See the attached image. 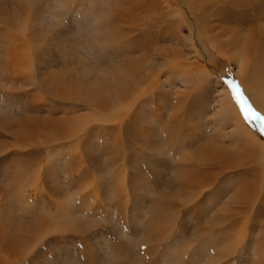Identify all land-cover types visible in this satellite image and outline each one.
<instances>
[{
  "label": "rangeland",
  "instance_id": "rangeland-1",
  "mask_svg": "<svg viewBox=\"0 0 264 264\" xmlns=\"http://www.w3.org/2000/svg\"><path fill=\"white\" fill-rule=\"evenodd\" d=\"M203 1L0 0V264H264V198L237 204L244 186L264 194V136L244 113L254 137L234 145L202 54L224 59L223 32L231 53L261 40L264 0ZM177 49L200 80L166 70ZM138 63L159 81L128 109L116 93ZM109 92L123 122L99 103Z\"/></svg>",
  "mask_w": 264,
  "mask_h": 264
},
{
  "label": "bare ground",
  "instance_id": "bare-ground-1",
  "mask_svg": "<svg viewBox=\"0 0 264 264\" xmlns=\"http://www.w3.org/2000/svg\"><path fill=\"white\" fill-rule=\"evenodd\" d=\"M156 1L157 0H134V5L133 7L137 10H139L140 8H143L146 4L147 5H151V7L156 4ZM169 1V0H168ZM182 1V0H180ZM194 1V0H193ZM199 1V0H198ZM203 1V0H201ZM236 1V0H235ZM240 1V0H239ZM238 1V2H239ZM170 2H175V0H170ZM196 2V1H195ZM204 2V1H203ZM206 2V1H205ZM208 2L210 3H214L215 5L216 4H219V2L222 4H224V2H226V0H208ZM237 2V1H236ZM161 3V2H159ZM201 3V2H200ZM212 3V4H213ZM227 3V2H226ZM254 3V2H253ZM252 3V4H253ZM263 3V2H261ZM205 4V3H204ZM232 4V3H231ZM236 4H239V3H236ZM168 5V4H167ZM187 5V4H186ZM198 5V4H197ZM209 5V4H208ZM207 5V6H208ZM220 5V4H219ZM234 5V4H233ZM200 6V5H199ZM203 6V5H202ZM224 6V5H223ZM241 6V5H240ZM243 6V5H242ZM150 7V6H148ZM150 7V8H151ZM165 7V6H164ZM211 7V6H210ZM229 7V6H228ZM233 7V6H232ZM249 7V5H248ZM253 7V6H251ZM149 8V9H150ZM167 8V7H166ZM181 8V7H180ZM192 8V7H191ZM189 8V9H191ZM195 8V7H194ZM218 9L214 8L213 7V14L214 13H219L220 16L223 17L222 13L225 12L223 11L222 9H220L219 6H217ZM238 8V7H237ZM240 8V7H239ZM242 8V7H241ZM154 9V8H153ZM169 9V8H168ZM206 9V8H205ZM211 9V8H210ZM209 9V10H210ZM216 9V10H214ZM143 10H146V9H143ZM187 10V9H186ZM232 10V9H230ZM255 10V9H254ZM227 11V10H226ZM241 11V10H240ZM148 12V11H147ZM251 12V11H250ZM260 12V11H259ZM258 12V13H259ZM262 12V11H261ZM149 13V12H148ZM256 12V14H258ZM151 13L149 14H146V15H150ZM177 14V13H176ZM226 14V13H225ZM240 14V13H239ZM255 14V13H254ZM255 14V15H256ZM152 15V14H151ZM216 15V14H215ZM231 15V14H230ZM262 15V14H261ZM264 15V14H263ZM173 16L176 17V15L174 14ZM232 16V15H231ZM151 17V16H150ZM260 17V16H259ZM262 17V16H261ZM138 17H134V20L133 22L131 21H128L127 24L128 25H131L132 27H134L136 25V30L139 31V19H137ZM152 18V17H151ZM158 18V17H157ZM230 18V17H229ZM130 19V18H129ZM153 19V18H152ZM182 19V18H181ZM200 19V17H199ZM240 19V18H238ZM255 19V17H254ZM195 20H197L195 18ZM194 20V21H195ZM227 20H230V19H227ZM258 20V18H257ZM165 21V20H164ZM189 21V20H188ZM245 22V21H244ZM254 22V21H253ZM164 23V22H163ZM195 23V22H193ZM201 23V22H200ZM250 23V22H249ZM255 23V22H254ZM164 25V24H163ZM151 26V25H150ZM203 26V25H202ZM252 27V26H251ZM255 27V26H254ZM154 29V28H153ZM170 29V28H169ZM212 29V28H211ZM210 29V30H211ZM242 29V28H241ZM253 29V28H252ZM208 30V31H210ZM178 31V30H177ZM251 31V30H250ZM165 32V31H164ZM203 32V31H202ZM211 32V31H210ZM256 32V31H255ZM262 32V31H261ZM177 33V32H176ZM235 33V32H233ZM250 33V32H249ZM164 34V33H163ZM231 37V43L228 44L227 46L223 45L224 46V49L225 50L223 52V58L225 59V56L228 57V52H230V50L232 49V47L230 48V46H233L232 43L235 39V35L231 34L230 32H223L222 35H226ZM176 35V34H175ZM195 36L196 38L198 39L199 37L202 38V40L204 41L205 39L204 36H206V34L204 35V32H203V35L201 34L200 32V29H196L195 28ZM157 40H158V37H156ZM206 38V37H205ZM251 38H253L252 41H255V42H252V43H248L246 40L245 42L241 45V44H236L235 47H233V52L234 53H229L230 54V58H228V61L224 60V59H219L217 61V64L214 63L212 64V62H208L209 60L207 59V55L206 53H203V58L205 59V63L208 65L207 67L210 68V71H209V75H214L215 77V80L217 82H220L219 80H223L224 82V88L226 89V93L224 95H222V98L221 100L219 101V109L217 110V114L221 115V116H224V118H232V120L235 121V127H234V132L232 133V137L235 138L233 140L234 141V145L236 147H238L239 149L240 148H248V145H249V141L248 140H245V137H247L246 135L248 136H251L252 138L254 137L250 131H247V126H245V116H244V113L245 114H248L247 118H250L251 121L253 122L254 124V127L256 128V133H258V135L260 136L263 135L264 136V34H262L261 36V40H258V38L255 37V35L251 34ZM218 39H215V42H214V46L218 45ZM154 40V39H153ZM193 40V39H192ZM195 40V39H194ZM208 40V39H207ZM241 40V38H240ZM220 41V39H219ZM237 41V40H236ZM154 42V41H153ZM199 42V41H198ZM209 42V41H208ZM224 42V41H223ZM250 42V41H249ZM157 43V42H156ZM225 44V43H224ZM140 45V44H139ZM138 45V46H139ZM151 45V44H150ZM203 45V44H201ZM256 45V46H255ZM213 46V45H212ZM252 46H255V48L252 49ZM142 47V45H141ZM148 48V47H147ZM203 48V47H201ZM216 48V47H214ZM200 49V48H199ZM205 49V48H204ZM218 49V47H217ZM153 51L152 50V47L151 49H149V51ZM222 50V47L221 49ZM222 50V51H223ZM136 51V50H135ZM202 51V50H201ZM198 52V51H197ZM147 53V52H146ZM151 53V52H150ZM159 53V52H158ZM212 53V52H211ZM254 56H253V54ZM149 54V53H147ZM153 54V53H152ZM222 54V52H221ZM182 51L177 49L176 51H167L163 54V56L166 57V61H167V69L166 70H169L168 68H170L171 70L172 69H176V76H183L185 82L186 80H188V83H189V80L187 77H188V74H185V73H181L180 70H183L184 68H190L192 70V72L190 73V76H193L194 79H198L200 80V74L203 73V71L205 70L206 67H203V66H189V62L186 63L184 61H181L180 58H182ZM251 56V60H247V58ZM212 57V56H211ZM245 57H246V60H245ZM184 58V57H183ZM217 58V57H216ZM144 59V58H143ZM147 59V58H146ZM249 59V58H248ZM138 60V59H137ZM140 61V60H139ZM214 61V60H213ZM231 62H236V64L238 65V69H237V72H236V75L234 74L232 76L229 68H230V64ZM147 63V62H146ZM197 63V62H196ZM132 64V63H131ZM172 64V65H171ZM152 66H153V63H152ZM133 74H136L135 75V80L137 81V83H133V79H130V78H127V77H131L132 76H126V80L123 82L122 86L120 87V89L118 90V93H116V95L120 96L121 98V101L123 102H128V100L130 101L128 103V109L132 106V105H136L135 103L136 102H139L140 99L145 95V93L148 91H151L152 90V87L155 89V85L156 83H158L159 81V78L156 77V74L154 73V69H151V70H148L147 69V65L145 64H141V63H138V65H135V68L133 67ZM190 69H187L186 71L188 72ZM208 69V68H207ZM147 70V74L146 75H143L141 74L142 72L144 73V71L146 72ZM173 70V71H174ZM203 70V71H202ZM175 72V71H174ZM138 73V74H137ZM130 75V74H129ZM231 77H234V81L236 82H232V83H229V79ZM192 78V77H191ZM204 78V77H203ZM158 79V81H157ZM191 81V80H190ZM135 82V81H134ZM194 82V81H193ZM187 83V82H186ZM116 84V83H115ZM137 84V85H136ZM143 84V87L142 85ZM118 85V83H117ZM158 86V85H157ZM135 88H137L138 90H134ZM142 88H146V90H143ZM140 90V92H139ZM153 91V90H152ZM105 92V91H104ZM106 95H102V100L101 102L99 101V103L101 104L104 99H106V107L104 108V113L106 114L107 113V117L108 118H111V119H117L119 117H121L122 119V122L124 121V118L125 116L124 115H127V113H125L124 115L122 114V116H117V108H116V101H114V99L116 98H113L110 100V92L107 94V93H104ZM113 94V93H112ZM116 100V99H115ZM100 107V106H99ZM133 108V106L131 107V109ZM127 109V110H128ZM120 110V109H118ZM101 114V113H100ZM263 116V117H262ZM107 118V119H108ZM219 119V118H218ZM249 119V120H250ZM177 120V119H176ZM225 120V119H224ZM117 122V121H116ZM226 124V123H224ZM56 125V124H55ZM124 125V124H123ZM168 126V125H167ZM166 126V127H167ZM169 127V126H168ZM170 131V129H169ZM70 136L72 135V127L70 128L69 130V133H68ZM173 137V134L172 136H170V138ZM175 137V136H174ZM169 138V137H168ZM257 143V140L254 139ZM263 140V139H262ZM190 141V140H188ZM196 141V139H195ZM198 142V141H197ZM264 142V141H263ZM214 143H211V145H213ZM260 144V143H259ZM209 145V144H207ZM257 144L252 143V147H256ZM211 147V146H210ZM215 146H213L212 148V151L215 153V157H213L214 159L216 157H218L222 151H225V149L223 150H220L218 149V152L216 151V148L214 149ZM221 147V146H220ZM251 147V146H250ZM260 148V147H259ZM237 149V151L239 150ZM211 151V153H212ZM247 154L245 155L246 157H248V150L246 151ZM253 152V151H252ZM206 153V149L204 148L203 150H201V153L197 156H195V158L198 160V163L199 162H202V160L204 159V155ZM262 153V152H261ZM257 154V153H256ZM258 155V154H257ZM262 155V158H263V155L264 154H261ZM231 156V155H229ZM244 156V157H245ZM260 158V157H259ZM194 159V157H193ZM220 159V157H219ZM219 159L217 160L218 163H219ZM249 159V158H248ZM210 160V159H209ZM192 162V161H191ZM196 162V161H195ZM222 162V161H221ZM263 162V161H262ZM194 163V161H193ZM216 163V162H215ZM196 164V163H195ZM239 164V163H238ZM218 166V165H217ZM202 167V166H201ZM219 167V166H218ZM225 167V166H224ZM264 168V167H263ZM201 170V169H200ZM206 170V169H205ZM203 171V170H202ZM254 173V172H253ZM211 174V173H209ZM188 176V175H187ZM195 176V175H194ZM202 177V176H201ZM215 177V175H214ZM194 178V177H192ZM211 178H213V176H211ZM214 179V178H213ZM206 180V179H205ZM188 181V180H187ZM192 182V181H191ZM201 182V181H200ZM249 182V181H247ZM247 184V183H246ZM245 184V185H246ZM250 184V183H248ZM244 186L243 190H246L247 193H244V195L241 196L240 200L237 202L238 205H241V206H244V207H248V212L251 210H254L255 209V204L257 203V201L261 198H264V194H262L261 192L260 193H257V187L256 186ZM253 188V189H252ZM260 189H261V186H260ZM258 189V190H260ZM242 190V191H243ZM243 193V192H242ZM262 196V197H261ZM237 200V199H236ZM243 208V207H242ZM254 213V212H253ZM240 214V213H239ZM246 220V219H245ZM244 224H245V221H244ZM244 226V225H243ZM261 261V260H260ZM209 264V262L207 263ZM210 264H213L212 262H210Z\"/></svg>",
  "mask_w": 264,
  "mask_h": 264
}]
</instances>
